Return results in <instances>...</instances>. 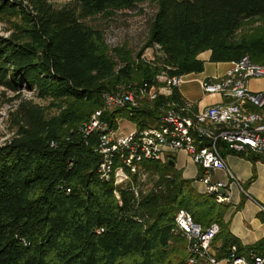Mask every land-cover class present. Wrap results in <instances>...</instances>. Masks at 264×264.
I'll return each instance as SVG.
<instances>
[{"label":"trees","instance_id":"16d2710c","mask_svg":"<svg viewBox=\"0 0 264 264\" xmlns=\"http://www.w3.org/2000/svg\"><path fill=\"white\" fill-rule=\"evenodd\" d=\"M154 7L145 43L134 54L109 47L102 30L86 21ZM0 88L18 101L12 136L0 145V264H183L188 255L174 233L177 210L206 228L219 226L212 248L217 259L235 246L239 256L264 255V239L243 246L229 230L227 204L195 190L171 161L143 163L162 188L136 201L125 190L118 204L111 182L100 180L97 135L78 131L102 107L101 95L117 87L147 90L156 78L203 72L197 59L230 63L248 56L264 64V0H0ZM260 22L250 35L237 33ZM155 46H158L156 48ZM153 50L154 59L142 58ZM32 99H20L22 92ZM47 102V106L42 104ZM185 100L173 88L142 108L106 112L135 128L156 125L162 107ZM54 113H48V109ZM260 219L264 221V213Z\"/></svg>","mask_w":264,"mask_h":264},{"label":"built area","instance_id":"2783aa9c","mask_svg":"<svg viewBox=\"0 0 264 264\" xmlns=\"http://www.w3.org/2000/svg\"><path fill=\"white\" fill-rule=\"evenodd\" d=\"M148 50L152 49L145 52ZM185 78L186 75L167 77L162 72L156 78L160 85L163 82L161 86L147 90V84L143 83L135 88L121 86L114 92H104L101 95L102 107L78 127L81 134L97 135L95 151L100 159L97 172L100 180L113 184V194L119 205L121 186L127 185L133 175L138 179L141 177L142 182H148L143 163L163 164L176 153L188 155L200 167L198 181L202 189L198 192L214 196L217 204H229L231 194L229 184L213 181V174L224 173L236 182L227 168L220 146L229 153L256 157L264 163V64L254 63L248 56L230 62L222 76L207 77L199 82L203 93L220 96L223 99L221 103L203 108L189 101L167 103L162 107L156 125L135 128L120 136L103 119L106 112L135 109L139 99L154 101L160 96L167 97ZM252 81H261L262 84L251 89ZM155 179L157 181L158 177ZM153 186L147 189L146 194L162 188ZM134 194L137 195L136 188ZM134 199L138 201L139 198ZM259 208L264 213V207ZM173 224L174 233L179 234L185 243L188 257L183 264H264V255L250 251L248 257L239 256L235 246L229 248L224 258L217 259L212 248L213 239L219 232L216 223L203 228L186 210L179 209Z\"/></svg>","mask_w":264,"mask_h":264},{"label":"crops","instance_id":"0c3cea01","mask_svg":"<svg viewBox=\"0 0 264 264\" xmlns=\"http://www.w3.org/2000/svg\"><path fill=\"white\" fill-rule=\"evenodd\" d=\"M209 57V51L199 54L197 59L204 64L203 72L186 75L184 82L177 87L181 98L194 103L198 108L223 102V99L218 95L203 93L199 85L202 79L222 76L229 68V63H211ZM220 64L225 67L223 70L217 71L215 68ZM251 83H258V87L262 84L261 81H252ZM220 151L228 170L237 182L236 184L221 172L212 176L213 181H225L229 184L231 202L227 204L229 209L224 219L228 222L231 234L238 239L241 245L250 246L264 239V221L259 217L261 214L259 207H264V163L256 157L229 153L223 146H220ZM169 159L172 160L173 164L171 165L181 173L184 179L190 180L197 191L202 189V185L198 181L201 169L191 161L188 155L176 153Z\"/></svg>","mask_w":264,"mask_h":264},{"label":"rangeland","instance_id":"374dc122","mask_svg":"<svg viewBox=\"0 0 264 264\" xmlns=\"http://www.w3.org/2000/svg\"><path fill=\"white\" fill-rule=\"evenodd\" d=\"M56 5L62 6L68 3V0H55ZM154 13V7L147 3L139 4L132 10L126 12H114L111 16L99 15L92 19L87 20L86 22L91 26L102 30L105 42L109 47H116L120 45H126L129 50H132L136 54L142 45L145 43L148 33V24ZM261 24L260 22H248L239 30L237 36L239 35H250L253 29L257 28ZM9 24L6 21L2 20L0 22V35L7 36ZM153 50H148L144 54L146 60L154 59ZM224 65L220 64L215 68L217 71L223 70ZM163 82L161 83V85ZM160 85V86H161ZM258 83H251L250 88H258ZM159 93V92H158ZM14 94L7 92L0 88V145H2L7 139H9L13 132L14 128L12 126V117L11 112L15 109L18 101L15 100ZM165 97V96H163ZM143 98V96H142ZM20 99H32L35 103H38L39 100L33 98V95L28 92H22ZM155 99V98H154ZM140 103L137 104L136 108H142L144 105L152 104V100L147 98L139 99ZM47 106V102H43ZM119 110V109H118ZM54 109H48V113H54ZM162 112V111H161ZM134 129V125L128 120H119L118 127L116 129V134L118 136L125 135L128 132ZM154 174V175H153ZM147 181L142 182V178L133 175L127 185L121 186L122 188L119 191L125 190L127 193L132 195L133 198H140L146 194L147 189L151 186L157 188V186H163L158 184L160 177L156 173H152L147 170ZM154 176V177H153ZM156 177L158 180L155 181ZM137 189V195L134 194V189ZM159 190V188H158ZM196 190V189H195ZM197 191V190H196ZM201 191V190H199ZM200 193V192H199ZM120 198V196H119ZM121 202V199H120Z\"/></svg>","mask_w":264,"mask_h":264},{"label":"water","instance_id":"95a60500","mask_svg":"<svg viewBox=\"0 0 264 264\" xmlns=\"http://www.w3.org/2000/svg\"><path fill=\"white\" fill-rule=\"evenodd\" d=\"M171 164H173V163H171Z\"/></svg>","mask_w":264,"mask_h":264}]
</instances>
